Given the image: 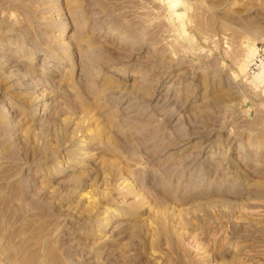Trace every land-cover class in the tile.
Segmentation results:
<instances>
[{"label":"rangeland","instance_id":"374dc122","mask_svg":"<svg viewBox=\"0 0 264 264\" xmlns=\"http://www.w3.org/2000/svg\"><path fill=\"white\" fill-rule=\"evenodd\" d=\"M0 264H264V0H0Z\"/></svg>","mask_w":264,"mask_h":264}]
</instances>
